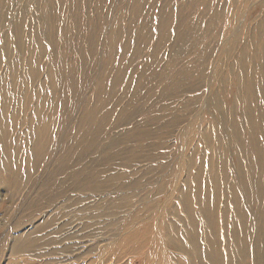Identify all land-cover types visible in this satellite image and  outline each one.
<instances>
[{"label":"rangeland","instance_id":"obj_1","mask_svg":"<svg viewBox=\"0 0 264 264\" xmlns=\"http://www.w3.org/2000/svg\"><path fill=\"white\" fill-rule=\"evenodd\" d=\"M0 2V264H200L173 242L189 249L194 233L203 253L205 235L223 248L226 231L244 247L233 264H256L257 246L264 255V153L252 138L264 128H251V137L242 113L229 108L234 60L249 61L251 74L259 67L250 46L261 35L264 0H63L62 10L58 0ZM232 31L241 39L218 55ZM121 59L132 69L115 80ZM239 141L254 149L241 160ZM229 185L245 203L246 228L242 209L224 197ZM204 193L222 215L213 229Z\"/></svg>","mask_w":264,"mask_h":264},{"label":"bare ground","instance_id":"obj_2","mask_svg":"<svg viewBox=\"0 0 264 264\" xmlns=\"http://www.w3.org/2000/svg\"><path fill=\"white\" fill-rule=\"evenodd\" d=\"M59 1V10H62V9H65L67 6L66 5H64V4H62V1L63 0H58ZM139 1V0H138ZM144 1V0H143ZM187 1V0H186ZM185 2V1H184ZM202 2V1H201ZM199 3V2H198ZM2 4V2H0V5ZM9 4V3H8ZM102 4V1H97V5H94L96 8L95 9H97L98 7H99V5H101ZM134 4L136 5V7H137V0H134ZM139 4V3H138ZM179 4V3H178ZM193 4V3H192ZM140 5V4H139ZM139 5H138V8H139ZM189 5V4H188ZM176 6V5H175ZM184 6V5H183ZM136 7H135V9H136ZM187 7V6H186ZM193 7V6H192ZM89 8V6L86 8V9H88ZM185 8V7H184ZM78 9H80V10H85L86 11V9L85 8H79L78 7ZM197 9V8H196ZM136 10H138V9H136ZM177 11V10H176ZM179 11V10H178ZM177 11V12H178ZM200 11H201V9H200ZM173 12V11H172ZM182 13V12H181ZM208 13V12H207ZM219 13V12H218ZM180 14V13H179ZM204 14H205V12H204ZM25 15V14H24ZM171 15H172V13H171ZM177 15V14H176ZM193 16V15H192ZM179 18V17H178ZM194 18V17H193ZM201 18V17H200ZM163 19V18H162ZM169 19H171V17L170 18H168V20H167V23L169 24ZM176 19V18H175ZM227 19H228V26H234L235 28H236V25H235V23L236 22H238V20L235 18V16L234 17H227ZM178 20V19H177ZM234 20V21H233ZM54 21H56L55 19H54ZM54 21H53V23H54ZM164 21V20H163ZM196 21V20H195ZM200 21V20H199ZM205 21V20H204ZM203 21V22H204ZM231 21H233V22H231ZM57 22V21H56ZM70 22V20H66V21H63L62 23L63 24H68ZM170 22H172V21H170ZM190 23V22H189ZM19 24V23H18ZM198 24V23H197ZM206 24V23H205ZM89 25H91L92 27H94V28H96V27H101L102 26V23L99 25V24H97V25H95V24H91V22H89ZM131 27H133L132 26V24H129ZM162 25V24H161ZM177 25H178V23H177ZM199 25V24H198ZM17 26V25H16ZM163 26H164V24H163ZM162 26V27H163ZM188 26H190V25H188ZM216 26V25H215ZM119 29H121V27L120 26H117ZM117 27H115V30H117ZM158 27H159V24H158ZM171 27V26H170ZM174 27V26H173ZM185 27H187V26H185ZM16 28H19V27H15V29ZM175 28V27H174ZM180 28V27H179ZM260 28H261V35L259 36V37H257L255 40H254V43H251V48H252V51H253V49H254V51H253V55L255 56V59H257V62H258V65H259V67L256 69V71L254 70V68H253V70L255 71V73H253V74H251L252 72L251 71H249V66H251V65H249L248 66V64H247V62H249V61H247V62H245V60L243 59V57H239L238 59H239V64H238V61L235 59L234 60V62L232 63V65H231V68H232V70H229V73H230V71H232V74H234V78L236 77V78H238L237 80H236V78H235V88L236 87H238V89L236 88V91H234L233 92V94L234 95H236V96H231V102H232V107L231 108H229V109H234V111H236V112H239V114L240 113H242V120H243V122H245L247 125H248V131H249V133L251 134V137H252V130H250L251 128H254L257 124H259V125H262L263 124V128H264V33L262 32L263 31V29H264V25H262L261 24V26H260ZM191 29V28H190ZM195 28H193V30H194ZM201 29V28H200ZM237 29V28H236ZM196 30V29H195ZM186 31H188L187 29H186ZM164 32V31H163ZM258 32H259V30H258ZM175 33V32H174ZM199 33V32H198ZM263 33V34H262ZM132 34H134V33H132ZM182 34V33H181ZM190 34V33H189ZM194 34V33H193ZM206 34V33H205ZM209 34V33H208ZM165 35V34H164ZM200 35V34H199ZM226 35H228L226 38H225V40L221 43V45L219 46V51H218V55L220 54L221 55V53L222 54H224L225 55V51H226V49H227V52L228 53H230L234 48H235V38L236 37H239L237 34H236V32H229V33H227ZM137 36H140V35H137ZM174 36V35H173ZM179 36V35H178ZM201 36V35H200ZM254 36V35H253ZM113 36H112V33L110 34V36H109V39H108V44H109V50H112L113 49V38H112ZM142 37V36H141ZM167 37V36H166ZM115 38V37H114ZM138 38V37H137ZM143 38V37H142ZM186 38V37H185ZM62 39H65V37H61V40ZM165 39V38H164ZM204 39V38H203ZM241 39V36L239 37V40ZM66 41H67V39H65ZM162 40V39H161ZM177 40H178V38H177ZM238 40V41H239ZM164 41V40H163ZM177 42V41H176ZM94 43H95V41H94ZM93 43V44H94ZM60 46H61V49H60V51H59V53H61V51L63 50V54L62 55H64V58H65V54L67 53L66 52V48H65V45H66V42L65 41H61L60 43ZM248 44H250V43H248ZM97 45V44H96ZM129 45H131L129 42H127L126 41V43L124 44V49H127L128 47H129ZM140 45V44H139ZM195 45V44H194ZM238 45V44H237ZM245 45V44H244ZM139 47V46H138ZM247 47V46H246ZM130 48V47H129ZM156 48V47H155ZM248 48V47H247ZM221 49H222V52H221ZM224 50V51H223ZM40 52V54H41V51H39ZM205 52V51H204ZM204 52H203V54H204ZM221 52V53H220ZM58 53V54H59ZM242 53H244V52H242ZM242 53H240L239 54V56L242 54ZM252 53V52H251ZM255 53V54H254ZM232 55V54H231ZM243 55V54H242ZM245 55H246V53H245ZM252 55V56H253ZM153 56H155L154 54H153ZM251 56V57H252ZM39 57V56H38ZM35 58V57H34ZM120 59V58H119ZM127 59V58H126ZM131 59L133 60V58L131 57ZM154 59L155 58H153V60H152V62H155L154 61ZM181 59V58H180ZM248 59H249V57H248ZM250 59H252V58H250ZM38 60V59H37ZM40 60V59H39ZM56 60L57 61H59L60 62V60L61 61H63V59H61V55L59 54L58 56H57V58H56ZM125 59H121V60H119V61H121L123 64L121 65L122 66V69H118V71H116V72H118L119 74H117L116 76H115V80L116 79H120L121 78V76H122V79L123 78H125V77H128V76H130V71H131V69L132 68H130V67H132L131 65H128V66H126L125 67V65H127L126 63H125V61H124ZM176 61V60H175ZM174 61V62H175ZM201 61V60H200ZM216 61H217V64H218V62L219 61H223L222 59H216ZM83 62V61H82ZM252 62V61H251ZM250 62V63H251ZM78 63V62H77ZM132 63V62H131ZM203 63H206V62H203ZM220 63H222V62H220ZM82 64H84V63H82ZM81 64V65H82ZM130 64V63H129ZM208 64V63H207ZM133 65V64H132ZM258 65H255V67L256 66H258ZM87 66V64L85 65L84 64V66L83 67H86ZM83 67H79V68H83ZM218 67V66H217ZM31 68V67H30ZM29 68V69H30ZM201 68V67H200ZM230 68V67H229ZM230 68V69H231ZM32 69H33V67H32ZM170 69V68H169ZM31 70V69H30ZM62 70V69H61ZM225 70V69H224ZM250 70H252V69H250ZM34 70H32V73H31V75L32 76H34L35 74H37V70L35 69V71L33 72ZM120 71H121V73H120ZM188 71V70H187ZM247 72V73H244V72ZM49 72L51 73V74H53V73H56V71H55V69H53V68H50L49 69ZM190 72V71H189ZM197 72H199V71H197ZM250 73V74H249ZM51 74H49V76L51 75ZM62 74H63V70H62ZM121 74V75H120ZM196 74H198V73H196ZM224 74V73H223ZM231 74V73H230ZM243 74H249V75H247V77H245V76H243ZM54 75V74H53ZM199 75V74H198ZM222 75V74H221ZM177 76V75H176ZM226 76V75H225ZM120 77V78H119ZM204 77V76H203ZM231 77V76H230ZM205 78V77H204ZM54 79H56V77H55V75L54 76H52V80H54ZM127 80H128V78H126ZM216 79H218V78H216ZM115 80H114V82H115ZM180 81V80H179ZM214 81V77H212L211 79H208V84L209 83H212ZM53 82V81H52ZM120 82V81H119ZM126 82V81H125ZM203 82H204V80H203ZM206 82H207V80H206ZM222 82H223V80H222ZM221 82V83H222ZM118 83V82H117ZM183 84H185V83H183ZM231 84V83H230ZM120 85V84H119ZM139 85V83H137L136 85H135V88L137 87ZM197 85H198V83H197ZM217 85V84H216ZM237 85V86H236ZM244 85L247 87L246 88V93L244 94V96H242V94L244 93L243 92V90H242V87L243 88H245L244 87ZM187 86V85H186ZM225 86V85H224ZM227 86V85H226ZM188 87V86H187ZM203 87V86H202ZM206 87V86H205ZM210 88H211V85H210ZM228 88V87H227ZM205 89V88H204ZM137 90V89H136ZM215 90V89H214ZM29 91V90H28ZM64 88H63V90H62V93H64ZM169 91V90H168ZM211 91V90H210ZM216 91V90H215ZM243 92V93H242ZM209 94V93H208ZM28 95V94H27ZM229 95V94H228ZM227 94H224L223 95V97H222V100H223V98H224V102L221 104L222 105V107H224L225 105L224 104H228L229 102H227L226 100H228V98H230V96H228ZM25 97H26V95H25ZM242 97H244V98H242ZM27 99V98H26ZM41 99V98H40ZM45 99V98H44ZM221 99V98H220ZM215 101V100H214ZM218 101V100H217ZM217 103H219V102H217ZM29 104V103H28ZM204 104L203 103H201V106H203ZM216 105V104H215ZM229 105V104H228ZM220 106V105H219ZM18 107V106H17ZM206 106L204 105V107L203 108H205ZM55 108H57V106L55 107ZM220 108V107H219ZM223 110H224V108H222ZM222 111V110H221ZM227 112H225L222 116H225L224 117V119L226 120V121H228V114L229 113H231L232 114V112H229L228 111V109L226 110ZM233 111V110H232ZM188 112V111H187ZM46 113V112H45ZM222 112H220V114H221ZM16 114V113H15ZM184 114V113H183ZM219 114V115H220ZM53 115V114H52ZM182 115V114H181ZM237 115V114H236ZM174 116H175V114H174ZM177 117V116H176ZM199 118V117H198ZM198 118H196V121H197V119ZM29 119V118H28ZM39 119L41 120V122H42V124L44 123V124H47V123H49V121H50V119H48V118H46V117H42V116H40L39 117ZM222 119V118H221ZM238 119V118H237ZM36 120V119H35ZM223 120V119H222ZM232 122H233V124L236 122V120L233 118V115H232ZM33 121V120H32ZM179 123V122H178ZM41 124V125H42ZM191 125H192V122L190 121L185 127H184V129L183 130H185V131H187V130H189L190 128H191ZM40 126V125H39ZM168 126V125H167ZM41 127V126H40ZM43 127H45V126H43ZM41 129H42V127H41ZM231 130H230V132H231V134H232V136L235 138V140H236V142H237V139L238 140H242V139H240V135H241V133H240V135L238 136V135H236V133H234V130H232V128H230ZM151 134V133H150ZM34 135V134H33ZM153 135V134H152ZM45 137V136H44ZM245 137V136H244ZM244 137H242L243 139H244ZM260 138L262 139L261 140V143H260ZM37 140H40V138H37ZM239 141V144H238V158L241 160V157H242V159L246 156L247 157V154H251L250 152H252L254 149H252V145L251 144H249V147L248 148H244L243 146H242V141L240 142ZM246 142H248V143H252V142H254L253 143V145H254V148H255V150H256V152H259L258 154V156H260V157H262V154L264 153V135L262 136V134L260 135L259 134V136H253V138H252V142H251V139H247V141H245V143ZM43 145H45L46 146V143H44L43 141H41V142H39V143H37V145L35 146L36 147V150H38V149H40L41 148V146H43ZM133 150H135V149H133ZM132 150V151H133ZM136 152V151H135ZM237 152V151H236ZM49 153V149L47 148L46 149V153L45 154H48ZM18 154V153H17ZM246 159V158H245ZM128 160V159H127ZM31 162V161H30ZM218 163V162H217ZM257 165V164H256ZM218 166H220V165H218ZM258 166V165H257ZM245 167V164L243 165V164H240L239 165V171H238V174H239V177H240V175H243V179H244V171L242 170L243 168ZM259 167V166H258ZM228 167L226 166V164H224V170L225 169H227ZM255 169V168H254ZM258 169V168H257ZM225 173H227L226 171H225ZM95 174V173H94ZM118 177L119 178H121L122 176H121V174H119L118 173ZM216 187V186H215ZM258 187V186H257ZM256 187V188H257ZM220 188V187H219ZM243 188V187H242ZM197 193V192H196ZM225 195H224V197L225 198H227V199H229L230 198V201H232L233 202V205H234V207L233 208H235V209H237L238 210V212H239V210H240V208L242 209V207L243 208H245V203H244V205H242L241 204V202H240V199L238 198V194H237V192H236V189L233 187V186H231V185H229L228 186V188H226L225 189ZM198 195V197L200 198V193L199 194H197ZM213 195H208V194H206V193H204L203 194V196L201 197V201H202V204H203V207L201 208V210H202V212H204L205 214H206V220L208 221V223L207 224H209V228L210 229H213V228H215V226H217L216 225V220L217 219H219L220 218V220H219V222H223L222 221V215H218V214H216L215 212H214V210H213V207H211V200L213 201ZM252 197V196H251ZM248 199V198H247ZM210 201V202H209ZM243 201V200H242ZM249 201V200H248ZM249 206V205H248ZM216 210H217V208H216ZM244 210L242 209V215L241 214H239L240 215V219H241V223L242 224H244L245 225V228H246V224H247V220H246V217H245V211L243 212ZM261 218L264 220V214H261ZM235 219H237L238 220V222H239V224H240V221H239V219L237 218V216L235 215ZM191 220H193L192 218H191ZM252 220H253V218H252ZM234 223V222H233ZM222 224V223H221ZM239 224H237V221H235V223L233 224L234 225V228H240V225ZM16 225V224H15ZM16 226H18V225H16ZM212 227V228H211ZM18 228V227H17ZM225 228V227H224ZM263 230V229H262ZM263 232H264V230H263ZM228 233H229V231H228ZM246 233V232H245ZM253 233V232H252ZM237 236V235H236ZM197 236H196V234H194V233H189V236H188V238L186 239L187 240V244H190V248L189 249H187V248H185L183 245V247L181 246V245H179V244H175L174 242H173V245L174 246H176V248H178V249H180L181 250V252H183V253H185L187 256H188V258H189V260L190 259H192V257H195V254L194 253H197L196 254V256H198V258H200V264L202 263L203 264V261L202 260H204V259H206L205 257H207V260H208V262H206L207 264H233V262H236V257L237 256H239V253H240V251L243 253L244 251V247L242 248V246H241V249H240V246H239V244H238V241L236 242V240L233 238V236L232 235H228L227 234V231L225 232V237H223L224 238V241H223V244H224V246H223V248H216V244H219V242H217V241H213L212 240V238H211V235H205V237H204V241H203V244H205V246L206 247H203L202 249H203V253H201V251H199V248H198V239L196 238ZM252 237V236H251ZM245 239V238H244ZM241 240V239H240ZM10 242V241H9ZM232 243H233V245H232ZM242 243V242H241ZM242 245H243V243H242ZM261 249V247L260 246H257L256 248H255V251H257L256 253H255V255L253 254V261H254V263H256V264H264V255H263V253L261 252V254H260V252H259V250ZM224 250L226 251V253H224ZM13 252V251H12ZM15 255V254H14ZM188 262V261H187ZM190 262H191V260H190ZM185 263V262H184ZM192 263V262H191Z\"/></svg>","mask_w":264,"mask_h":264}]
</instances>
